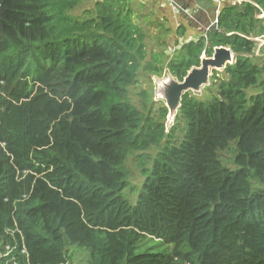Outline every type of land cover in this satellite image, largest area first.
I'll use <instances>...</instances> for the list:
<instances>
[{"label": "trees", "instance_id": "trees-1", "mask_svg": "<svg viewBox=\"0 0 264 264\" xmlns=\"http://www.w3.org/2000/svg\"><path fill=\"white\" fill-rule=\"evenodd\" d=\"M81 1L0 0V264H264V0H223L195 39L181 13L164 58L128 0ZM218 46L233 61L169 128L130 101L140 69L181 81ZM152 146L131 204L125 159ZM152 240L169 251H136Z\"/></svg>", "mask_w": 264, "mask_h": 264}, {"label": "rangeland", "instance_id": "rangeland-1", "mask_svg": "<svg viewBox=\"0 0 264 264\" xmlns=\"http://www.w3.org/2000/svg\"><path fill=\"white\" fill-rule=\"evenodd\" d=\"M95 0H82L80 6L74 11V13L78 14L81 13L83 9H87L93 5ZM130 2V7L133 10V20L137 23L145 33V43L147 48L148 57L151 53L160 54L163 58L170 56L171 49L169 50V45L178 40L175 38V35L172 31V26L174 24L173 20L170 19L167 14L161 7H157L156 0H128ZM163 15V16H162ZM197 29V28H196ZM195 31L194 37L198 36L197 30ZM193 36V35H192ZM256 38V39H255ZM261 38V35H257L254 37L255 40ZM262 44H258L256 46V55L258 51H260V46ZM204 56V55H203ZM258 61L259 59H255ZM216 76L223 77V69H215ZM213 71L210 70V74L208 77V82L206 85L202 86L197 91H192V95L198 98H206L210 96L211 90H214L213 87V80L212 77ZM170 76L166 70H164L161 74L155 75L149 72H146L143 69L139 70L137 82L129 87L128 96L130 101L137 106L138 108L146 111V108L151 107L152 112L157 116L156 110L161 105H165V100L159 93V88L161 82L166 80V78ZM209 88V89H208ZM142 91L145 92V95L142 96ZM249 92V90H248ZM253 93V92H249ZM145 105V108L143 106ZM176 113L172 116H167L164 119V123L167 128L172 126ZM180 127H178L177 131L175 132V140L178 141L181 137ZM157 152V147H150L144 151H131L127 155L124 167L127 172V181L128 186L123 190V195L129 200L131 204H134L136 200V196L138 193V189L144 179V175L141 172V163L143 162L144 167H149L153 157ZM221 157L223 160V164L227 165L230 168H234L235 165L233 162L231 163V153L228 151H224L221 153ZM147 246H152V251H161V252H168L169 246L166 244H161L154 240L142 243L136 249L137 252L142 251L143 249L147 248ZM73 248L70 249L69 253L72 255L69 264H81V261L85 257V250L78 246H72Z\"/></svg>", "mask_w": 264, "mask_h": 264}, {"label": "water", "instance_id": "water-1", "mask_svg": "<svg viewBox=\"0 0 264 264\" xmlns=\"http://www.w3.org/2000/svg\"><path fill=\"white\" fill-rule=\"evenodd\" d=\"M218 30L217 24L210 27V31ZM234 53L224 46L215 47L211 56H201L200 65L192 67L185 77L179 81L173 76H168L161 82L159 93L165 100L168 115L172 116L177 112L181 96L184 92L197 91L208 82L211 69H223L226 64L233 61Z\"/></svg>", "mask_w": 264, "mask_h": 264}, {"label": "crops", "instance_id": "crops-1", "mask_svg": "<svg viewBox=\"0 0 264 264\" xmlns=\"http://www.w3.org/2000/svg\"><path fill=\"white\" fill-rule=\"evenodd\" d=\"M156 1L157 7H161V10H163L165 14H167V16L173 20L175 26H177L179 23L181 13L185 14L187 18L185 22L188 23V27L186 30L187 38L194 37L193 33H195V31L193 30H195L196 28L198 29H196L198 31L197 33H201L202 26L207 24L208 19L212 16L213 12V9L212 11L209 10L208 7H205L201 2H198L197 0H174L177 5L169 4L166 0ZM178 39L182 40L181 37Z\"/></svg>", "mask_w": 264, "mask_h": 264}, {"label": "built area", "instance_id": "built-area-1", "mask_svg": "<svg viewBox=\"0 0 264 264\" xmlns=\"http://www.w3.org/2000/svg\"><path fill=\"white\" fill-rule=\"evenodd\" d=\"M167 1V3H169V4H172V5H177L176 3H175V1L174 0H166ZM223 0H215V3H216V6H215V8H214V10H213V12H212V16L208 19V22H207V24H205V25H203L202 26V32L201 33H199L198 34V36H203V37H206V33H207V31H210V27L213 25V24H217V15H218V12H219V7H220V3L222 2ZM230 1H232V2H241V0H230ZM262 16L264 17V13H262ZM197 36V37H198ZM197 37H195V38H197ZM194 38V39H195ZM187 39H189V38H187ZM256 39V38H255ZM180 42H179V44L177 45V47L181 44V39H178ZM256 41H258V43L259 44H262V41L260 40V38L258 39V40H256ZM174 46H171V48H169V49H174L173 48ZM202 57H203V55H202Z\"/></svg>", "mask_w": 264, "mask_h": 264}]
</instances>
